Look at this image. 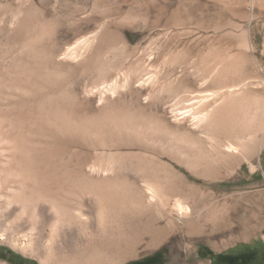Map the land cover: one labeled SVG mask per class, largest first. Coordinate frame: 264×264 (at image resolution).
<instances>
[{"label":"rangeland","instance_id":"obj_1","mask_svg":"<svg viewBox=\"0 0 264 264\" xmlns=\"http://www.w3.org/2000/svg\"><path fill=\"white\" fill-rule=\"evenodd\" d=\"M76 46L85 48L78 62L65 57ZM219 59L230 64L215 78L212 69ZM236 84L249 90L242 104L256 106L251 132L235 126L229 130L223 126L226 120H216L213 145L200 130L185 133L183 127L190 122L180 113L190 109L192 98ZM263 112L264 0H0V117L5 118L0 119L19 131L15 135L29 155L28 173L36 186L28 187L27 201L12 198L16 184L3 171L7 153L0 142V264H47L45 256L70 260L88 244L108 259L124 246H134V253L117 264L154 255L156 264H176V258L178 264H212L246 247H264V152L254 171L242 162L226 166L225 176L213 180L195 177L184 164L171 160L175 148L167 143L171 137L187 141L200 157L223 168L214 160L217 143L261 139ZM134 118L150 123L152 131L132 132L127 126L120 132L110 126ZM28 131L29 136H22ZM139 157L173 168L196 187L204 211L201 223H206L203 232L191 233L183 226L171 230L137 203L131 191L144 184L127 164ZM107 166L118 171L121 186L113 194L104 188L108 182L99 184L100 174H94L91 184L79 175ZM57 188L63 189V222H57L48 204L31 199L35 192L55 195ZM90 188L108 191L99 193L103 215ZM256 203L261 206L258 221L235 215ZM215 205H225L233 215L214 224ZM97 244L106 246L101 250Z\"/></svg>","mask_w":264,"mask_h":264},{"label":"bare ground","instance_id":"obj_2","mask_svg":"<svg viewBox=\"0 0 264 264\" xmlns=\"http://www.w3.org/2000/svg\"><path fill=\"white\" fill-rule=\"evenodd\" d=\"M248 34V33H247ZM36 41V40H35ZM250 41V40H249ZM84 42V41H83ZM85 42H87L85 40ZM30 43V42H29ZM25 44V43H24ZM79 44V43H78ZM83 44V43H81ZM86 44V43H85ZM250 44V43H249ZM18 45V44H17ZM35 45V44H34ZM80 45V44H79ZM242 45L243 47H246V38H243L242 40ZM81 46V45H80ZM84 46V45H83ZM32 47V46H31ZM82 47V46H81ZM85 49V48H84ZM83 49V50H84ZM81 48H78L77 46L69 49L67 51V53H65V57L71 59V60H76L78 62V60L80 58H82L83 55V50L81 51ZM64 53V52H63ZM62 55V54H61ZM24 56V55H23ZM23 59V58H22ZM31 59V58H30ZM37 60V59H36ZM70 60V61H71ZM67 61V60H66ZM205 62V61H204ZM215 62V61H214ZM30 63V62H29ZM39 63V62H38ZM230 64V63H229ZM227 63L226 59H222V60H216L215 65L212 69V71H214L216 74L215 78L217 76H219L221 74V72H223L224 70H226L227 66L229 65ZM30 66V65H28ZM36 66V65H35ZM229 67V66H228ZM40 69V68H39ZM23 71V70H22ZM101 71V70H100ZM211 71V70H210ZM36 72V71H35ZM22 74V73H21ZM32 74V73H31ZM30 74V75H31ZM34 74V73H33ZM36 74V73H35ZM43 74V73H42ZM37 75V74H36ZM47 75V74H46ZM19 76V75H18ZM31 77V76H30ZM59 77V76H58ZM151 77V76H150ZM214 77V76H212ZM26 79V78H25ZM31 79V78H30ZM150 79V78H149ZM28 80V79H27ZM36 80V79H35ZM34 80V81H35ZM148 80V79H147ZM24 81V80H23ZM25 82V81H24ZM23 82V83H24ZM37 82V81H36ZM39 82V81H38ZM47 82V81H46ZM31 84V83H30ZM29 84V85H30ZM244 85V84H243ZM21 86V85H20ZM32 86V85H31ZM43 86V85H42ZM38 87V86H37ZM19 89V88H18ZM34 89V88H33ZM22 90V89H21ZM85 90V89H84ZM19 91V90H18ZM25 92V91H24ZM31 92V91H30ZM98 93V91H97ZM100 93V92H99ZM112 93V92H111ZM23 94V93H21ZM27 94V93H26ZM104 94V93H103ZM50 95V94H49ZM61 95V94H60ZM67 95V94H66ZM113 95V94H112ZM5 96V95H4ZM35 96V95H34ZM42 96V95H41ZM101 95V98H104V96ZM249 96V90L245 89L244 86H241L239 84L236 85H229V86H221L220 88H218V90L212 94H207V95H202V96H197L194 97L190 100L189 103V107L190 109L181 112L180 114L183 115V118H187V120L190 122V124L186 125L184 128L185 133L186 131L188 132V134H193L192 131L194 130H200L201 133H203V135L205 136V142L207 143H212L213 145V127L216 123V120L219 122L220 120H226V125L223 124V126L229 130H236L233 129V126L237 127V129L240 130H244V131H250L252 130V124L255 121V118L257 116L256 113V106L251 103V104H247L244 105L242 104L245 97ZM17 97V96H16ZM65 97V96H64ZM78 97V96H77ZM250 97V96H249ZM41 98V97H40ZM43 98V97H42ZM100 98V97H99ZM103 101V99H101ZM106 98V97H105ZM14 99V98H13ZM39 100V98H38ZM60 100V99H59ZM41 101V100H40ZM73 101V100H72ZM236 101H240V104H236L238 102ZM34 102V101H33ZM43 102V101H42ZM236 102V103H235ZM5 103V102H4ZM25 104V103H24ZM30 104V103H29ZM35 104V103H34ZM33 104V105H34ZM3 105V104H2ZM74 105V104H73ZM39 106V105H38ZM59 106V105H58ZM22 107V105L20 106ZM25 107V106H24ZM31 107V106H30ZM11 108V107H10ZM23 108V107H22ZM15 110L17 109L14 108ZM31 109V108H30ZM13 110V109H12ZM28 110V109H27ZM41 110V108H40ZM175 110V109H174ZM263 110V109H262ZM8 111V110H7ZM23 111V110H22ZM10 112V110L8 111V113ZM39 112V111H38ZM65 112V111H64ZM172 113H174V111H172ZM15 114V113H14ZM18 114V113H17ZM25 114V113H24ZM23 114V115H24ZM40 114V112H39ZM42 114V113H41ZM7 115V112H6ZM5 117V115H3ZM52 116V115H51ZM76 116V115H75ZM117 116V115H116ZM176 116V113L173 115ZM178 116V115H177ZM2 117V116H1ZM0 117V118H1ZM9 117V116H7ZM11 117L13 118V116L11 115ZM31 117V116H30ZM29 117V118H30ZM39 117V116H38ZM59 117V116H58ZM134 117V116H133ZM3 118V117H2ZM11 118V119H12ZM48 118V117H47ZM65 118V117H64ZM88 118V117H87ZM86 118V119H87ZM124 118V115H123ZM123 118L121 120H123ZM136 118V117H135ZM135 121L130 122L129 124H122V122H118L115 121L113 123H110L111 127H115V128H122L124 127H129L131 126L130 130L132 132H135L136 130L139 132V130H142V133L144 131H152L151 127L149 126V124L143 122L141 120V122H137L135 119ZM138 118V117H137ZM259 118V117H258ZM5 119V118H3ZM23 119V117L21 118ZM20 119V120H21ZM31 119V118H30ZM71 119V118H70ZM119 119V118H115ZM181 119V118H180ZM234 119H237L236 121L238 122H234ZM2 119H0V142L3 143V145L5 146V151L4 153L6 154V163H5V170H3L8 176H11V178H13V182L16 184V190L14 191V189H11L12 194V198L14 199H20L22 201L26 200L27 198H30L28 196V187H32L33 186V182H31V175L28 173V167L27 165L29 164V158L27 154H25V152L23 151V147L24 144L21 143L18 140V137L16 138L15 135L18 132H16L17 130H15V128L9 123L6 124L4 121H1ZM14 120V119H13ZM33 120V119H32ZM37 120V119H36ZM39 120V119H38ZM58 120V119H57ZM113 119H110L109 121H111ZM120 120V121H121ZM186 120V122H187ZM15 121V120H14ZM19 121V119H18ZM29 121V120H28ZM108 121V123H109ZM125 121V120H123ZM139 121V120H138ZM260 121H261V131H263V136L261 139H255L253 141L250 142H244L242 139H238V140H229L225 145L222 144L221 142H218L216 145V148L218 150L217 152V158L214 159L215 162L218 161V165H222L223 168L220 167H215L213 164H210L206 159H204L203 157H200L198 151L196 150V148H194V145L187 143V141L185 142H181L175 138H169L170 140H168L169 142L168 145L170 147H174L177 151L180 150V152H182L184 155L182 157H180L178 155V153L175 151L170 152L169 153V157L171 160L179 163V164H184L191 173L192 175L195 174L194 176H198L200 178H204V179H218V178H222L227 167H234L239 165L242 162H246L248 164V166L250 167L251 171H254L256 166V163H260V157L261 154L264 152V112L261 113L260 115ZM20 122V121H19ZM34 122L36 123L35 119ZM233 122V123H232ZM257 122V121H256ZM259 122V121H258ZM13 123V122H12ZM17 123V121H16ZM26 124L27 122H23V124ZM238 123V124H236ZM31 124V123H28ZM37 124V123H36ZM56 124V123H55ZM60 124V123H59ZM67 124V123H66ZM107 124V123H106ZM14 125V124H13ZM19 125V124H17ZM22 125V124H21ZM62 125V124H61ZM79 125V124H78ZM237 125V126H236ZM24 127V125H22ZM31 126V125H30ZM37 126V125H36ZM52 126V124H51ZM50 126V127H51ZM56 126V125H55ZM64 126V125H63ZM62 126V127H63ZM108 126V125H107ZM152 126V125H151ZM30 128V127H28ZM60 128V127H59ZM114 128V129H115ZM17 129V127H16ZM25 128H23L24 130ZM27 129V128H26ZM68 129V128H67ZM110 129V127H109ZM128 129V128H126ZM125 129V130H126ZM22 130V129H21ZM20 131V132H24V131ZM30 130V129H27ZM113 130V129H112ZM117 130V129H116ZM123 130V129H122ZM129 130V131H130ZM183 130V129H182ZM183 130V131H184ZM260 130V129H259ZM29 132V131H28ZM31 132V131H30ZM29 133L22 135L25 136L28 135ZM121 132V129H120ZM192 132V133H191ZM251 132V131H250ZM25 133V132H24ZM35 133V131H34ZM54 133V132H53ZM116 133V132H115ZM140 133V132H139ZM21 133H19L20 136ZM33 134V133H32ZM187 134V135H188ZM35 135V134H34ZM139 136H142L140 134H138ZM27 136V138H28ZM122 136V135H121ZM137 136V135H136ZM138 136V137H139ZM185 136V135H184ZM215 136V135H214ZM21 137V136H20ZM34 137V136H33ZM98 137V136H97ZM106 138V137H105ZM137 139V137H135ZM142 137H139L138 139H140ZM22 139V137H21ZM20 139V140H21ZM25 139V138H24ZM21 140V141H25V140ZM29 139V138H28ZM37 139V138H36ZM126 139V138H125ZM181 140V139H180ZM191 140V139H190ZM247 140V139H246ZM34 141V140H33ZM100 141V140H99ZM110 141V140H109ZM112 141V139H111ZM141 141V140H140ZM213 141V142H211ZM26 142V141H25ZM114 142V140L112 141V143ZM189 142V141H188ZM203 142V141H202ZM109 143V142H108ZM26 144V143H25ZM2 145V146H3ZM105 145V144H104ZM96 146V145H95ZM109 146V145H108ZM207 146V145H206ZM46 147V146H45ZM3 149V150H4ZM32 149V148H30ZM55 150V149H54ZM145 150V149H143ZM170 150V149H169ZM36 151V150H35ZM38 151V150H37ZM43 151V150H42ZM52 151V150H51ZM3 152V151H1ZM29 152V151H28ZM4 153H2L4 155ZM102 154V152L100 153ZM104 154V153H103ZM181 154V153H180ZM115 155V154H114ZM113 155V156H114ZM119 155V153H118ZM132 155V154H131ZM103 156V155H102ZM117 156V155H115ZM114 156V157H115ZM2 157V156H1ZM31 159V158H30ZM34 159V158H33ZM82 159V158H81ZM121 158H119L120 161ZM135 159V158H134ZM115 160V159H114ZM117 160V159H116ZM4 162V161H3ZM110 165V162H108ZM115 163V162H114ZM105 164V163H104ZM112 164V163H111ZM122 163H119L118 165H120ZM3 165V164H2ZM34 165V164H33ZM133 172L136 173V175L141 179L142 183L144 184V188L136 190V191H131L132 195H136L137 199H139L137 201V203H141V206L145 209V207L147 208V210H149L151 213H154L155 217L157 219H162L164 221V224L166 226H168L169 228H171V230H176V228L179 227H185L186 230L188 232L191 233H201L204 231L205 228V221L203 223H201V218L202 215L204 213H202V198H200L199 196V192L196 190V187H194L192 185V183L190 184L188 182V179H186V177L182 174H180L178 171H175L173 168H169V169H165L162 168L160 166H157L156 163L154 161H148V160H141L140 157L139 159H135V160H129L128 164H127ZM105 166V165H104ZM112 166H114L112 164ZM112 166L110 167H102V168H92V170L89 171V173H84L81 170V174L79 172V175L82 179L85 180H89V184H91L93 178H94V174H97V178H99V174L101 176L100 179V185L103 183H107L108 185H105L104 188L108 187V191H111L109 193H114L112 191H115V188L120 185V183L118 182V171L115 172L114 167L112 168ZM116 166V165H115ZM2 167V166H1ZM84 167V166H83ZM93 167V166H92ZM30 168V167H29ZM34 167H32L33 169ZM120 168V167H119ZM37 170V169H36ZM1 171V169H0ZM30 171V170H29ZM31 172V171H30ZM115 172V173H114ZM190 173V174H191ZM226 173V172H225ZM32 174V172H31ZM109 174H111L109 176ZM108 175V177H107ZM34 176V175H33ZM96 176V175H95ZM36 177V176H35ZM1 178V177H0ZM68 178V177H67ZM198 178V179H200ZM37 179V178H36ZM35 179V181H36ZM64 179V178H63ZM1 180V179H0ZM69 180V179H68ZM34 181V182H35ZM96 181V180H95ZM219 181V180H218ZM86 182V181H85ZM122 182V181H121ZM191 182V181H190ZM6 183V181H5ZM41 183V182H40ZM95 183V182H94ZM95 183V184H97ZM72 184V183H71ZM34 185H36V183H34ZM63 185V184H62ZM84 186V185H83ZM36 186L32 187L33 189H35ZM60 187V186H58ZM65 187V186H64ZM68 187V186H67ZM93 187V186H92ZM97 187V185H96ZM125 187V186H124ZM40 188V187H39ZM110 188V190H109ZM123 187H120V189ZM3 189V188H2ZM31 189V188H29ZM38 189V188H37ZM36 189V191H37ZM44 189V188H43ZM59 189L58 193L55 195H52L48 192H35V194L31 197V199H34L35 201H40L41 202H45L46 204H48L50 206V209L54 212L56 218H57V222L61 221L63 222V213L62 210L64 209L61 205L62 203H64V201H62V199L60 198L61 193L63 191V189L57 188ZM78 189V188H77ZM90 194H93V198L98 202L99 204V213H101V208L102 205L101 203V196L99 195L101 190H95L93 188H90ZM103 189V188H102ZM10 190V189H9ZM39 190V189H38ZM46 190V189H45ZM67 191L69 189H66ZM107 190V189H106ZM104 191L103 193H106L108 191ZM131 190V189H130ZM128 190V191H130ZM33 191V190H32ZM41 191V190H40ZM56 191V190H55ZM56 191V192H57ZM79 191V190H78ZM82 191V190H81ZM124 191V190H123ZM127 191V192H128ZM34 192V191H33ZM102 192V191H101ZM65 193V191H64ZM69 193V192H68ZM103 193H100L103 195ZM208 193V192H207ZM100 196L99 198H95L96 195ZM108 194V193H107ZM9 195V196H10ZM64 195V194H63ZM97 195V197H99ZM126 195V194H125ZM6 196V195H5ZM59 196V198L57 197ZM65 196V195H64ZM104 196V195H103ZM205 196V195H204ZM110 197V196H109ZM5 198V197H4ZM103 198V197H102ZM76 199V198H75ZM255 199V198H254ZM10 200V199H9ZM19 200V201H20ZM77 200V199H76ZM100 200V201H99ZM112 200V199H111ZM8 202V199L6 200ZM18 201V200H17ZM27 201V200H26ZM10 202V201H9ZM25 202V201H24ZM62 202V203H61ZM138 203V204H139ZM205 203V201H204ZM79 204V203H78ZM103 204V203H102ZM250 204V203H249ZM258 203L250 206L249 208H245L242 210V208H240L241 210L238 212V214L235 215H239V217L244 218V219H249L252 220V222L254 221H258V219L260 218V212H261V206H257ZM140 205V204H139ZM204 205V204H203ZM226 205V204H225ZM222 205V207H218L216 206V208L211 212L212 213V219L215 220L214 224H221L224 223L231 215H233L232 213H230L227 209L226 206ZM72 206V205H71ZM76 206V205H75ZM214 206V207H215ZM242 206V205H241ZM63 209H62V208ZM33 208V207H32ZM113 208V207H112ZM204 208V207H203ZM31 209V208H30ZM205 209V208H204ZM212 209V207H211ZM236 209V208H235ZM73 210V209H72ZM27 211V210H26ZM211 211V210H209ZM23 212V211H22ZM204 212V211H203ZM234 212V211H233ZM206 213V211H205ZM235 213V212H234ZM264 213V212H263ZM102 214V213H101ZM207 214V213H206ZM205 214V215H206ZM77 215V216H76ZM76 217H82L83 214L80 213V211L78 210L76 213ZM103 215V214H102ZM234 215V217H235ZM259 215V216H258ZM263 215V214H262ZM32 216V215H31ZM209 216V217H210ZM100 217V215L98 216ZM207 217V216H206ZM233 217V216H232ZM84 218V217H83ZM82 218V219H83ZM98 219V218H97ZM111 219V218H110ZM232 219V218H231ZM99 220V219H98ZM108 220V219H107ZM208 220V219H207ZM104 221V220H103ZM182 221V222H181ZM212 221V220H211ZM56 222V223H57ZM251 222V223H252ZM236 223V222H235ZM245 223V222H244ZM249 223V222H248ZM250 224V223H249ZM62 225V224H61ZM165 226V227H166ZM238 226V225H237ZM249 225L246 223L245 225V229L248 227ZM182 227V228H183ZM252 227V226H251ZM126 228V227H125ZM232 228V227H231ZM54 229V228H53ZM221 229V228H220ZM219 230V229H217ZM235 230V229H234ZM237 230V229H236ZM249 230V229H248ZM254 230V229H253ZM216 231V230H215ZM231 231V230H230ZM246 231V230H245ZM209 232V231H208ZM224 232V231H223ZM243 232V230H242ZM228 234V233H227ZM242 234V233H241ZM249 234V232H248ZM171 235V234H170ZM222 235V234H221ZM104 238V237H103ZM227 238V237H226ZM214 239V238H213ZM229 239V238H228ZM227 239V240H228ZM108 241V240H107ZM105 243V242H104ZM153 243V242H152ZM107 244V243H106ZM230 244V243H229ZM89 245V244H88ZM87 245V246H88ZM91 245V244H90ZM101 245V244H100ZM104 246H106L105 244H103ZM225 245V244H224ZM82 249L80 253L78 254V256H76V258L73 259H67V258H61V259H57V258H53L50 256H45V262L47 264H117L120 261L125 260V258L129 255H131L132 253H134V246L132 245H126L124 246V249L121 250V252L116 255L115 257L108 259L100 250H97V247H87ZM96 246V245H95ZM98 246V244H97ZM103 246V247H104ZM110 246V245H109ZM100 246H98L99 248ZM102 246L100 247L101 250L104 249ZM108 247V246H107ZM106 247V248H107ZM99 248V249H100ZM101 252L100 253L98 252ZM103 255V256H102ZM188 259V258H186ZM185 259V260H186ZM175 263L178 264L180 263L179 258H176ZM199 264V263H198Z\"/></svg>","mask_w":264,"mask_h":264},{"label":"flooded vegetation","instance_id":"obj_3","mask_svg":"<svg viewBox=\"0 0 264 264\" xmlns=\"http://www.w3.org/2000/svg\"><path fill=\"white\" fill-rule=\"evenodd\" d=\"M133 264H150V262L143 260ZM212 264H264V247H246L234 255L217 258Z\"/></svg>","mask_w":264,"mask_h":264},{"label":"trees","instance_id":"obj_4","mask_svg":"<svg viewBox=\"0 0 264 264\" xmlns=\"http://www.w3.org/2000/svg\"><path fill=\"white\" fill-rule=\"evenodd\" d=\"M157 259H158V256L154 255L152 257H148V258L144 259V261L145 262H150V264H156Z\"/></svg>","mask_w":264,"mask_h":264}]
</instances>
